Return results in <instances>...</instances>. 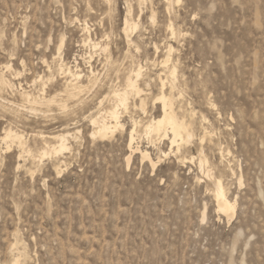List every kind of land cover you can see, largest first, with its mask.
Segmentation results:
<instances>
[{"label": "rangeland", "instance_id": "rangeland-1", "mask_svg": "<svg viewBox=\"0 0 264 264\" xmlns=\"http://www.w3.org/2000/svg\"><path fill=\"white\" fill-rule=\"evenodd\" d=\"M60 63L87 84L77 109ZM138 68L118 127L91 136ZM0 72V135L22 92L44 87L66 105L14 118L23 149L0 141V264H264V0H0ZM159 77L192 135L178 152L144 133L160 116ZM38 134H65L69 150L40 160L51 142Z\"/></svg>", "mask_w": 264, "mask_h": 264}, {"label": "bare ground", "instance_id": "bare-ground-1", "mask_svg": "<svg viewBox=\"0 0 264 264\" xmlns=\"http://www.w3.org/2000/svg\"><path fill=\"white\" fill-rule=\"evenodd\" d=\"M141 1V0H140ZM125 29L124 31L126 32L127 30H129V28L131 29H135V25H131L129 24V21L126 20L125 21ZM84 31L86 33H88V28H84ZM173 34V33H172ZM89 38V37H88ZM91 41L89 40V43ZM129 42V41H128ZM62 44H63V41L61 42L60 44V47H59V50L61 49L62 47ZM95 47H99V44H94ZM104 51L106 50V47L103 49ZM60 52H58V55H59ZM57 55V56H58ZM60 56V55H59ZM57 59V58H56ZM60 59V57H59ZM107 61H109L107 59ZM44 62V61H43ZM60 62V61H59ZM163 62V61H162ZM109 63V62H107ZM51 64V63H50ZM49 64V65H50ZM59 64V63H58ZM60 67H58V74L60 76H62L63 78H66L68 77L69 78V81L66 82L65 85V88L63 90V94H64V98H66L67 101H71L70 103L72 104V109L74 110L75 108L77 109V102L79 101L78 99V96L84 92L86 89H88V87L85 85L82 84L81 82V79H82V76L80 74H78L76 71H71L69 68H63L65 67V65L63 63H60ZM166 64V61L163 62V65ZM44 65V63H43ZM49 65L47 66L48 67V70H50V67ZM108 65V64H107ZM5 66V65H4ZM51 66V65H50ZM53 66V65H52ZM162 66V65H161ZM10 68V66L8 67V65L5 67V68H2V69H6L8 70ZM46 68V67H45ZM53 68V67H52ZM71 68V67H70ZM166 68V67H165ZM76 69V68H75ZM5 70V71H6ZM167 70V68H166ZM7 72V71H6ZM52 72V70H51ZM55 72V71H54ZM57 72V71H56ZM97 72V71H96ZM164 72V71H163ZM1 73V72H0ZM4 73V72H3ZM49 73V72H48ZM53 73V72H52ZM91 73V77L93 75H95L92 71L90 72ZM174 73H175V70H173L171 72V75L174 76ZM2 74V73H1ZM5 74V73H4ZM3 74V75H4ZM82 74V73H81ZM57 75V73H56ZM141 75V71H140V68H138L137 70L131 72V74L127 77L126 81L124 82L125 83V86L123 87V89H120V90H115L112 92V95H111V98L114 100V106L111 107L109 110L105 111L102 115L100 116H96L97 118H91V124L93 127H95V131L91 134V136H100V137H106L107 135H109V133L114 129V128H117L118 127V124H119V117H118V110L121 108V109H124V110H127V107H128V97L130 95H132L133 93H136L138 94L140 91H139V87L137 85V81L139 79ZM5 76V75H4ZM14 78L13 80H15V77L19 76L18 74H15L13 75ZM165 76V74H164ZM50 77V75H49ZM4 78V77H3ZM48 78V77H47ZM60 78V77H59ZM89 78V77H88ZM168 78V77H167ZM5 79V78H4ZM46 79V78H45ZM52 79V78H51ZM7 80V79H6ZM41 80V78H40ZM39 80V81H40ZM56 80V79H55ZM58 80V79H57ZM95 80V79H94ZM1 81V80H0ZM8 81V80H7ZM7 81H2L0 83H5ZM46 82L47 79L45 80ZM44 81V82H45ZM66 81V80H65ZM90 81V79H89ZM159 81H160V94H159V98H158V102L160 103L161 105V108H160V116L158 118H154L146 123V125L144 126V133H145V136H151L153 134H156V135H161L163 136V139L167 138L168 140H170V144L171 145H176L177 147V152L180 150V147L182 145L183 142H188L192 135L189 134V131H188V125L185 121L181 120L177 114L173 111V108H172V98H171V95L168 93L167 95L165 94V87H166V83L159 77ZM37 82V81H36ZM35 82V83H36ZM59 82V80H58ZM93 82V81H91ZM32 83V82H31ZM15 84V83H14ZM13 84V85H14ZM90 84V83H88ZM95 84V83H94ZM42 85V84H41ZM46 85V84H45ZM44 85V86H45ZM54 85V84H53ZM58 85V83H57ZM63 85V84H62ZM8 86V85H7ZM16 86V85H15ZM29 86V85H28ZM59 86V85H58ZM61 86V85H60ZM174 86V85H173ZM14 87V86H12ZM20 91H22V89L25 90L24 87L22 86H18ZM22 87V89H21ZM27 87V86H26ZM33 87V86H32ZM51 87V86H50ZM55 87V86H54ZM63 87V86H62ZM48 88V87H47ZM56 88V87H55ZM171 88V87H170ZM2 89V88H1ZM16 90V89H15ZM18 90V89H17ZM28 90V89H27ZM39 90V89H38ZM42 90V89H41ZM48 90V89H47ZM52 90V89H51ZM58 90V88L56 89ZM60 90V89H59ZM172 90V89H171ZM33 91V90H32ZM31 91V92H32ZM15 92V91H14ZM34 92V91H33ZM37 92V91H35ZM34 92V93H35ZM42 93H40V95L36 96V97H33L30 93L28 92H22L20 93V97H21V100H20V103H14V102H11L12 105V114L13 117H12V125H11V122L9 123L11 126H12V129L11 127H8V129H4L3 132H2V135H0V141H3L5 142L6 144L9 142L15 146H17V148H21L23 149L24 148V145L26 144L24 142V136L19 134L16 130L18 128V125L19 124H22V121L20 122L19 121H16L14 118L16 117H26L27 115H32L33 117L34 116H37V115H41L42 117L48 119L47 117H49L47 114L53 112V107H58V108H66V105H64L62 103V97L60 100L57 99V96H52V93L51 92H46L45 88L43 87V90L41 91ZM54 92V91H53ZM56 92V91H55ZM1 93V92H0ZM19 93V92H18ZM17 93V94H18ZM38 93V92H37ZM61 93V91H60ZM141 93V92H140ZM16 94V93H15ZM59 94V93H58ZM63 94L61 93V95L63 96ZM83 94V93H82ZM35 96V95H34ZM15 97V96H14ZM18 97V96H17ZM59 98V97H58ZM82 98V97H81ZM17 99V98H16ZM19 99V98H18ZM5 100V98H4ZM14 100V99H13ZM12 100V101H13ZM64 100V99H63ZM82 101V100H80ZM79 101V102H80ZM6 101H4L5 103ZM10 102V101H9ZM18 102V101H17ZM65 102V101H64ZM78 102V103H79ZM11 103H6L7 105L11 104ZM141 104H142V101H141ZM6 105V106H7ZM68 106V105H67ZM70 107V106H69ZM141 108H143L144 106H140ZM1 109V108H0ZM7 109V107H6ZM69 109V108H68ZM4 110V109H3ZM59 110V109H58ZM71 110V108H70ZM65 111V110H64ZM56 112V111H55ZM69 112V111H68ZM75 112V111H73ZM7 113V112H6ZM61 113V112H60ZM70 114V113H69ZM69 114L67 116H69ZM72 114V113H71ZM70 114V115H71ZM7 116V114H6ZM30 117V116H29ZM32 117V118H33ZM31 118V119H32ZM41 118V117H40ZM51 119V118H50ZM45 120V119H44ZM6 122V121H5ZM9 122V121H7ZM4 124V123H3ZM113 124V125H112ZM4 127V126H2ZM2 129V128H1ZM16 129V130H15ZM15 130V131H14ZM20 131V129H19ZM24 132V131H23ZM39 135V134H38ZM36 135V136H38ZM40 136V135H39ZM69 136V135H68ZM40 138L42 140H48L49 142H51V144H49L48 142H46V145H48L49 147V151H43L40 153V156H39V159L42 160L44 159V157H56V156H61L63 155L65 152H67L69 150V147H68V144H67V136L64 134H54V135H49V136H46L44 137L42 134L40 136ZM135 142V138H134V130L131 131L129 133V144H128V149L129 151L132 153L134 151H138V148L137 147H133V144ZM11 144L6 146L5 150L6 151H9L11 149ZM50 145V146H49ZM47 147V148H48ZM140 151V150H139ZM29 153V152H28ZM142 155V159H147L149 160V162L151 163L152 167H155V163H153L151 161V159L149 158L148 154L147 153H141ZM222 155V154H221ZM205 162L200 160L199 161V165L202 167L203 164ZM157 166V165H156ZM207 176L209 177L210 174H207ZM214 196H215V200H216V206H217V209H218V212L220 213H223L227 216L228 219H230L231 217H233L234 215V211H235V204L234 203H231L229 202L227 196H226V191H225V188L222 184V181L220 179H218L216 182H215V193H214ZM17 249V247H16ZM22 251V250H21ZM20 251V252H21ZM17 252V250H16ZM19 252V253H20ZM23 252V251H22ZM23 254V253H22ZM23 257L25 255H22ZM25 258V257H24ZM26 260V259H25ZM13 263L12 264H21V261L19 259V256L14 259V261H12ZM24 264V263H22Z\"/></svg>", "mask_w": 264, "mask_h": 264}]
</instances>
